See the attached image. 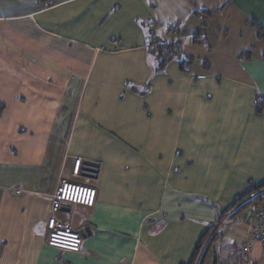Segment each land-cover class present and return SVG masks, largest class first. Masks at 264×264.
<instances>
[{"label": "crops", "instance_id": "crops-1", "mask_svg": "<svg viewBox=\"0 0 264 264\" xmlns=\"http://www.w3.org/2000/svg\"><path fill=\"white\" fill-rule=\"evenodd\" d=\"M60 178L97 190L58 214L78 253L45 244ZM263 182L264 0H0V264H188L211 227L203 264H264L224 215Z\"/></svg>", "mask_w": 264, "mask_h": 264}, {"label": "built area", "instance_id": "built-area-1", "mask_svg": "<svg viewBox=\"0 0 264 264\" xmlns=\"http://www.w3.org/2000/svg\"><path fill=\"white\" fill-rule=\"evenodd\" d=\"M86 167L84 168L80 159H74L71 175L73 177L96 176L95 166L87 165ZM15 194H20V191H16ZM96 196L97 190L92 186L64 178L58 180L51 196L50 214L46 220L45 244L47 247L70 253L80 251L82 238L79 230L73 228L71 220L60 219L58 214L65 206L92 208L95 205ZM238 219L244 225L239 252L241 257L246 258L250 254L253 242L264 243V203L256 207L248 206Z\"/></svg>", "mask_w": 264, "mask_h": 264}, {"label": "trees", "instance_id": "trees-1", "mask_svg": "<svg viewBox=\"0 0 264 264\" xmlns=\"http://www.w3.org/2000/svg\"><path fill=\"white\" fill-rule=\"evenodd\" d=\"M41 1L44 2L46 5H48L51 0H41ZM256 28L258 31V35L262 36L263 29L259 26H256ZM174 47H175V44H173V43L154 46V47L149 46L150 51L153 53V55L155 56V58L159 62L158 63V69H161L165 63L170 61L175 56V52H174L175 48ZM189 63H190L189 60L188 61H182L181 60L180 61L181 70L187 71ZM260 109H261V104L259 103L258 109H257V114L260 112ZM263 199H264V182L259 184V185L253 186L247 194L236 199L232 203L230 208L224 213V215H227L230 212H232V214L230 216L235 218L239 214H241L248 206L256 207L257 205H259ZM212 228L213 227H211L209 229V231L203 236V238H201V240L195 245L193 255H192L188 264H203V262L205 260L206 251H207L209 245L211 244V242L216 237V234L210 236L208 243H207V238H208ZM205 243L207 245H205Z\"/></svg>", "mask_w": 264, "mask_h": 264}, {"label": "rangeland", "instance_id": "rangeland-1", "mask_svg": "<svg viewBox=\"0 0 264 264\" xmlns=\"http://www.w3.org/2000/svg\"><path fill=\"white\" fill-rule=\"evenodd\" d=\"M159 28H160V27H159ZM159 28L157 29L158 31H159ZM159 32H160V31H159ZM212 34H213L215 37L217 36L216 33H212ZM170 37L173 39V35H171ZM232 38H233V33L231 32V34L227 37V39H228L229 41H231ZM174 39L177 40V37H174ZM168 40H169V38H168ZM210 42H211V44H212L213 46H216L218 43H220V42L217 40V38H216V40L211 39ZM173 43L175 44L176 41H173ZM231 214H232V212H230L228 216H230ZM213 233H214V231L210 234V236H212Z\"/></svg>", "mask_w": 264, "mask_h": 264}, {"label": "water", "instance_id": "water-1", "mask_svg": "<svg viewBox=\"0 0 264 264\" xmlns=\"http://www.w3.org/2000/svg\"><path fill=\"white\" fill-rule=\"evenodd\" d=\"M89 165H91V166H94V164H89ZM95 176H93V178H94Z\"/></svg>", "mask_w": 264, "mask_h": 264}]
</instances>
